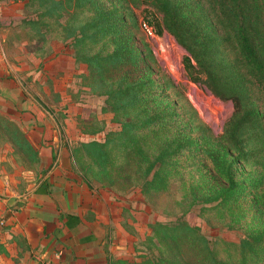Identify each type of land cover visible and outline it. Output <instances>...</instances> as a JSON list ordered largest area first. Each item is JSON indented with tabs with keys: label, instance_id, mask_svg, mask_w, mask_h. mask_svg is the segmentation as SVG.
I'll list each match as a JSON object with an SVG mask.
<instances>
[{
	"label": "rangeland",
	"instance_id": "374dc122",
	"mask_svg": "<svg viewBox=\"0 0 264 264\" xmlns=\"http://www.w3.org/2000/svg\"><path fill=\"white\" fill-rule=\"evenodd\" d=\"M94 1L105 8L135 2L92 0L91 4H79L52 0L60 7L55 6L59 9L47 15L51 5L47 0H0V46L11 65L18 95L29 103L19 108L37 114L38 123L46 130L42 143L54 151V161L47 171L58 180L48 178L51 191L56 192L62 183L78 189L81 219L86 225L95 222L91 226L104 234L108 227L111 229L109 223L116 222L127 234L115 237L120 247L114 246L124 251L129 247L127 253L133 256L130 264H264V245L242 243H252V238L259 235L256 229L264 225V212L237 194L223 204L200 199L214 186H222L210 161L201 155L196 161L193 155L169 158L160 161L148 177L141 176L149 160L173 142L178 130L181 136L190 138L192 149L202 145L199 136L207 144L218 145L220 150H214L219 156L226 153L224 164L231 165L234 155L219 142L223 126L232 115L230 103L218 101L187 79L181 65L184 52L169 35L163 31L148 35L141 25L140 35L158 67L150 75L137 66L104 68L98 73L80 63L77 59L97 53L103 56L111 49L105 46V35L91 41L86 38L89 30H81L94 17ZM245 1L248 5L254 2ZM132 11L138 25L145 20L151 25L159 23V16L144 7ZM125 77L126 82L136 83L148 78L155 87H146L151 93L149 100L118 115L109 109L102 94L108 87L113 90L117 80ZM161 80L176 86L181 97L172 91L161 92L157 86ZM140 86L142 96L146 88ZM144 104L154 111L152 116L163 112L165 117L133 133L136 139L130 134L115 136L121 124L143 123L148 110ZM180 106L186 108V115L179 111ZM191 128L195 129L193 133L188 132ZM231 166L236 177V161ZM18 167L28 170L32 166L28 159L18 157ZM7 169L12 171L11 167ZM38 176L18 175L16 180L1 182L15 202L8 213L18 211L20 197L28 195ZM156 226L164 228L162 233H172V237L157 240L152 231Z\"/></svg>",
	"mask_w": 264,
	"mask_h": 264
},
{
	"label": "trees",
	"instance_id": "16d2710c",
	"mask_svg": "<svg viewBox=\"0 0 264 264\" xmlns=\"http://www.w3.org/2000/svg\"><path fill=\"white\" fill-rule=\"evenodd\" d=\"M18 1L27 3L33 0ZM50 1L52 0H47ZM74 1L79 4L92 2ZM134 1L111 8H105L99 3L97 5L94 1V17L88 24H84L81 30H89L86 38L91 41L97 35H105V46L111 49L103 56L97 53L86 56L81 61L77 60L98 73L104 68L109 70L137 66L150 75L158 67L140 35V25H147L156 35L165 32L184 52L181 65L187 79L194 85L205 88L218 101L230 103L232 115L223 126L219 142L234 155L232 164L236 161L238 169L235 177L232 164H224L226 153L225 156H219L214 150L216 147L220 150L218 145L207 144V140L199 136L197 139L201 140L202 145L192 149L189 146L190 138L181 136L182 132L178 130L173 142L168 147L159 149V153L149 160L148 168L143 169L141 176L148 177L160 161L165 162L169 158L179 160L183 155H193L196 161L201 155L210 161L222 186H214L211 192L206 191L200 199L204 202L218 201L223 204L234 199L237 194L241 200L248 198L251 207L264 212V0H254L250 5L245 0ZM50 3L47 15L60 7V3ZM138 7H144L157 14L159 23L151 25L145 20L138 25L132 11V8ZM126 80V77L117 80L113 90L108 87V91L102 94L106 97L105 103L109 109L118 115L121 112H129L136 104L149 100L151 93L146 87H155L148 78L139 83ZM140 83L142 88H146L143 89L142 96L138 91L141 89ZM157 86L161 92L172 91L173 95L181 97L179 89L167 80L159 81ZM143 106L148 109L144 113L143 123L133 121L132 124H121L120 131L115 133V136L130 134L132 139H136L133 133L142 132L140 129L149 127L165 117L163 112L158 117L152 116L154 111L145 104ZM179 111L186 115V108L180 106ZM194 130L191 128L188 132L193 133ZM197 133L199 134L200 130H197ZM256 168H260V172H257ZM156 228L157 230L153 228L152 231L157 240L163 241L166 237H172V233H162L164 228ZM257 232L259 235L252 238V243L242 242L243 246L264 245V225L259 226Z\"/></svg>",
	"mask_w": 264,
	"mask_h": 264
},
{
	"label": "crops",
	"instance_id": "0c3cea01",
	"mask_svg": "<svg viewBox=\"0 0 264 264\" xmlns=\"http://www.w3.org/2000/svg\"><path fill=\"white\" fill-rule=\"evenodd\" d=\"M11 75V65L0 46V196L4 198L0 200V264H130L129 247L116 250L120 245L115 237L127 234L116 222H110L111 229L104 234L91 226L95 222L86 225L81 219L78 189L62 183L56 192L51 191L50 179L58 180L47 171L54 151L42 143L46 130L38 123L37 114L26 109L21 112L19 106L29 103L18 95ZM18 157L28 159L32 167H18ZM31 174H39L38 183L27 198L19 196L22 206L18 211L8 213L15 202L1 182Z\"/></svg>",
	"mask_w": 264,
	"mask_h": 264
},
{
	"label": "built area",
	"instance_id": "2783aa9c",
	"mask_svg": "<svg viewBox=\"0 0 264 264\" xmlns=\"http://www.w3.org/2000/svg\"><path fill=\"white\" fill-rule=\"evenodd\" d=\"M141 26H142V29H143L148 35H150L151 30H150L149 28H147L145 24H141Z\"/></svg>",
	"mask_w": 264,
	"mask_h": 264
}]
</instances>
